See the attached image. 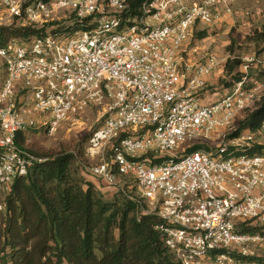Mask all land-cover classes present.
Wrapping results in <instances>:
<instances>
[{
	"label": "built area",
	"instance_id": "obj_1",
	"mask_svg": "<svg viewBox=\"0 0 264 264\" xmlns=\"http://www.w3.org/2000/svg\"><path fill=\"white\" fill-rule=\"evenodd\" d=\"M233 2L0 0V27L44 29L0 48V215L16 179L46 160L20 135H54L91 109L101 125L88 140L89 173L115 194L126 193L122 179L136 182L179 264H262L253 258L264 247V149L248 150L264 125L229 137L262 86H248L247 64L206 103L227 58L191 45Z\"/></svg>",
	"mask_w": 264,
	"mask_h": 264
},
{
	"label": "trees",
	"instance_id": "obj_2",
	"mask_svg": "<svg viewBox=\"0 0 264 264\" xmlns=\"http://www.w3.org/2000/svg\"><path fill=\"white\" fill-rule=\"evenodd\" d=\"M143 1L132 0L133 7ZM82 27L76 25L74 30ZM43 33L44 29L33 27H0V48L12 39L29 41ZM257 33L264 43V25ZM241 63L226 62L223 68L233 74ZM236 74L234 84L243 75ZM263 125L264 95L231 137L258 132ZM25 135H20L21 145ZM261 149L255 146L250 152ZM30 150L46 160L16 179L6 197V212L0 215V264H179L156 228L160 218L144 213L147 203L141 197L105 199L93 182L79 174L75 153ZM253 259L264 264V257Z\"/></svg>",
	"mask_w": 264,
	"mask_h": 264
},
{
	"label": "rangeland",
	"instance_id": "obj_3",
	"mask_svg": "<svg viewBox=\"0 0 264 264\" xmlns=\"http://www.w3.org/2000/svg\"><path fill=\"white\" fill-rule=\"evenodd\" d=\"M249 2L251 3L246 4L247 6H242V8H239L240 10L232 7V12H223V19L213 26H198L194 32V39L191 45L196 44L208 52L219 54L222 59L227 58L224 66L226 62L235 65L237 60L242 61L240 66L235 67L233 74L229 73L227 68L215 71L212 75L213 78H210L206 91H204L203 98L206 103L214 101L230 91L234 86V81L239 77L236 73H240V75L244 74L247 64L249 65L248 72L253 80L248 86H254L255 82L259 83L264 93V78L257 79L259 72L264 69V43L259 40L257 33L263 29L264 25V0H250ZM245 115L246 113H243L239 116L236 124L237 127L239 126V121ZM100 125L99 115L92 110L80 118L63 124L54 135H49L42 129L30 130L25 135L26 142L24 146L29 149L49 153H57L61 150L75 153L78 156L77 169L79 170V174L91 182L94 179L97 181L98 179L89 173L88 168L93 162L88 159L86 152L88 140ZM219 139L223 138L220 137ZM255 146H262L264 149V131L260 135H256L252 148ZM122 180V183L125 184L126 193L113 194L108 190L105 191L103 188L106 185L100 180L95 185L104 195L105 199L108 200L122 198L126 194L140 198L136 182L132 179ZM256 251L260 256L264 257V247H257ZM64 264L68 263L65 262Z\"/></svg>",
	"mask_w": 264,
	"mask_h": 264
},
{
	"label": "crops",
	"instance_id": "obj_4",
	"mask_svg": "<svg viewBox=\"0 0 264 264\" xmlns=\"http://www.w3.org/2000/svg\"><path fill=\"white\" fill-rule=\"evenodd\" d=\"M250 0H234V2H233V5H232V7H234V8H236V10H240L239 8H242V6H247L246 4H249V3H251V2H249ZM254 4H256V3H254ZM212 78H213V76H211ZM89 111H92L91 109H89ZM88 111V112H89ZM93 183L94 184H96V183H99V181L97 180H93ZM96 186V185H95ZM97 187V186H96ZM105 191H110L111 193H113V194H115V192L112 190V189H110V188H108L107 186H105L104 188H103ZM108 194V193H107ZM108 195H111V194H108Z\"/></svg>",
	"mask_w": 264,
	"mask_h": 264
}]
</instances>
